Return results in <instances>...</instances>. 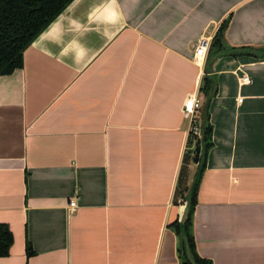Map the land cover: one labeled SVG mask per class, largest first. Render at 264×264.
I'll use <instances>...</instances> for the list:
<instances>
[{"label":"crops","instance_id":"0c3cea01","mask_svg":"<svg viewBox=\"0 0 264 264\" xmlns=\"http://www.w3.org/2000/svg\"><path fill=\"white\" fill-rule=\"evenodd\" d=\"M225 20L228 48H264V0H73L33 40L0 76V223L13 235L0 264H182L169 224L196 169L182 108L204 76L194 45ZM212 70L196 251L264 264V57Z\"/></svg>","mask_w":264,"mask_h":264},{"label":"trees","instance_id":"16d2710c","mask_svg":"<svg viewBox=\"0 0 264 264\" xmlns=\"http://www.w3.org/2000/svg\"><path fill=\"white\" fill-rule=\"evenodd\" d=\"M73 0H0V76L9 74L17 68L23 66V52L33 42V40L71 3ZM227 28V20L220 24L214 36L210 40L207 59L210 56L221 57L225 55L228 48L224 43V33ZM256 49L252 47H243ZM259 51L264 48L256 49ZM230 55H250L249 53H233ZM251 56V55H250ZM260 58L257 56H253ZM210 73L213 74L212 65L209 66ZM210 89V81L204 70L202 84L199 89L202 100L207 98ZM209 107V106H208ZM199 123V118L196 119L195 125ZM212 126L209 122V111L206 114V123L204 128V137L201 144V154L196 169L193 174L192 181L186 194L183 196V201L188 206V213L185 221L174 220L169 224V227L179 237L178 253L181 262L187 261L185 253V243L190 247V252L196 264H212L211 260L199 256L196 251L195 239L192 232V216L197 203V191L200 183L201 175L205 169V160L207 152L212 145L211 141ZM198 135L190 129L188 146L195 143ZM192 150L186 153L185 162L189 161ZM182 173L179 180V190L183 176ZM13 242V235L7 224L0 223V257L7 256ZM28 253L30 245L27 246Z\"/></svg>","mask_w":264,"mask_h":264},{"label":"water","instance_id":"95a60500","mask_svg":"<svg viewBox=\"0 0 264 264\" xmlns=\"http://www.w3.org/2000/svg\"><path fill=\"white\" fill-rule=\"evenodd\" d=\"M233 53H249L251 56H257V57H264V50L259 51L256 49H250V48H235V49H228L225 51V55L228 54H233ZM219 57L213 55L210 56L205 64V70L207 72V76L210 81V89L208 91V96L205 98L202 102V106L200 109L199 113V132H198V138L195 140L194 143V153L193 156L191 157V160L194 164H198L199 159H200V154H201V144H202V139L204 137V128H205V123H206V114L208 110L209 103L211 99L214 97L216 91H217V84L215 79L212 77L210 73L209 66L213 65V63L218 59ZM188 213V206L186 205L185 211L183 213V216L181 218V221H185ZM185 253L187 256V261H185L182 264H196L195 261L193 260V257L190 252V247L185 243Z\"/></svg>","mask_w":264,"mask_h":264},{"label":"built area","instance_id":"2783aa9c","mask_svg":"<svg viewBox=\"0 0 264 264\" xmlns=\"http://www.w3.org/2000/svg\"><path fill=\"white\" fill-rule=\"evenodd\" d=\"M209 43L207 39L201 38L195 45H194V55L196 60L206 61L207 59V52ZM250 79L248 76H242L241 83H249ZM202 98L199 94V91H195L193 94H190L184 101L182 112L183 117L189 122V126L193 129L194 133L198 135L199 132V123L195 125V121L199 118L200 109L202 106ZM76 206V200L73 199L69 203L68 212L71 213Z\"/></svg>","mask_w":264,"mask_h":264},{"label":"rangeland","instance_id":"374dc122","mask_svg":"<svg viewBox=\"0 0 264 264\" xmlns=\"http://www.w3.org/2000/svg\"><path fill=\"white\" fill-rule=\"evenodd\" d=\"M188 172L185 173V175L183 176L182 180H181V185H180V193H179V197L181 199H183V196L186 194V188L189 187L192 178H190L191 181H189V178H186Z\"/></svg>","mask_w":264,"mask_h":264}]
</instances>
